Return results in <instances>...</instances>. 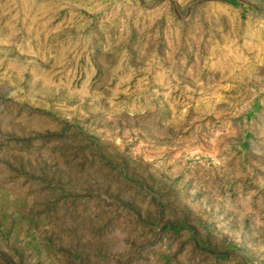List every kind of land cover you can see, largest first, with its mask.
I'll return each mask as SVG.
<instances>
[{
  "label": "rangeland",
  "instance_id": "374dc122",
  "mask_svg": "<svg viewBox=\"0 0 264 264\" xmlns=\"http://www.w3.org/2000/svg\"><path fill=\"white\" fill-rule=\"evenodd\" d=\"M0 264H264V0H0Z\"/></svg>",
  "mask_w": 264,
  "mask_h": 264
}]
</instances>
